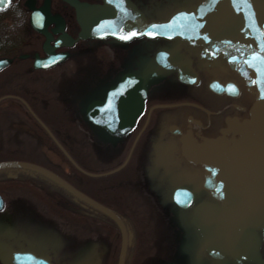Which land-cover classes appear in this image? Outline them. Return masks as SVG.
I'll return each mask as SVG.
<instances>
[{"label":"flooded vegetation","instance_id":"obj_1","mask_svg":"<svg viewBox=\"0 0 264 264\" xmlns=\"http://www.w3.org/2000/svg\"><path fill=\"white\" fill-rule=\"evenodd\" d=\"M69 1L0 0V62L3 63L0 68V133L11 132L18 139L25 135L26 139L31 127L39 133L38 141L35 142L38 155L45 158L40 140L58 161L72 171L70 166H74L39 124L41 122L47 128L65 153L77 163V155L82 156V153L77 150L80 140L78 132L74 130L76 125L72 123L76 122L72 118L75 114L72 101H66L62 105L42 90H32L29 86L23 91L15 90L13 83H24L23 79L27 74L48 72L55 77L61 66L75 61L81 63L86 57L85 60L89 59L91 53L94 55L95 64L116 68L122 73L132 72L135 75H140L146 66L157 62L160 72L148 82L143 110L134 124L132 133L123 138V141L130 142V150L136 139L131 156L137 153L136 157L142 161L147 158L152 147L157 148L167 160L181 162L179 175L182 180L173 185L171 192L179 185L194 191V202L186 209L189 217L198 202H217L204 188V168L186 160L182 155V145H199L204 140L215 139L220 136L222 130L227 129L230 120L241 121L247 118L254 102V86L249 87L241 75L229 68L222 52H203L200 46L189 44L187 41L146 37L123 41L111 36L82 39L75 8ZM76 1L96 6L103 4L105 0ZM123 1L131 3L150 22L166 19L176 9L198 5L202 0ZM190 70L194 72L195 78ZM199 87L204 88V92L201 95L193 94L192 91ZM26 97H30L31 104ZM213 100H218L219 105L214 107ZM56 103L57 112L51 106ZM181 103L188 106H185L183 113L174 115L178 109L176 105ZM39 107L43 110L45 108L43 113L37 110ZM51 110H54L53 115ZM37 112H41L45 120L41 119ZM68 125L72 126L73 131ZM24 139L21 142H13L7 137L0 142V153L4 154L0 155V163L31 162L59 176L63 175L35 159L16 156V153L26 152ZM83 142L86 143V140L80 141L81 145ZM92 142L95 143L94 140ZM7 148H10L8 155L5 153ZM37 175L17 167L0 168V264H40L41 260L48 261L49 264H59L56 261V252L50 246L51 242L31 240L25 222L13 219L5 210L10 196L8 193L14 189H25L28 196L41 203L51 202L52 191L48 190V187L55 193L61 192L60 188L55 185L53 187V184ZM64 179L70 182L68 178ZM57 205L54 201L53 206ZM256 230L261 236V230ZM196 237L202 250L201 237L198 234ZM259 254L264 259L262 241L259 244ZM185 258V263L174 261V264H220L203 250L195 253L193 257H188L187 261ZM226 259L225 264H255L245 260L238 262L229 255ZM87 263L93 264V261Z\"/></svg>","mask_w":264,"mask_h":264},{"label":"water","instance_id":"obj_2","mask_svg":"<svg viewBox=\"0 0 264 264\" xmlns=\"http://www.w3.org/2000/svg\"><path fill=\"white\" fill-rule=\"evenodd\" d=\"M69 2L75 8L82 39L111 36L123 41L134 37L187 41L200 46L203 52H222L229 68L241 75L249 87L254 86V102L247 118L230 120L220 136L199 145L184 143L181 150L186 160L204 168V188L217 201L198 202L189 217V224L201 237L202 250L220 264L227 262L228 255L238 262L264 264L259 254L260 241L264 242V0H202L198 5L176 9L166 19L150 22L123 0H105L96 6ZM156 63L146 66L140 75L123 73L104 98L86 105V118L113 137L130 132L143 110L147 84L160 72ZM192 75L196 77L194 72ZM39 124L79 172L97 176L80 169L47 128ZM128 158L110 173L121 169ZM7 166L37 173L75 201L111 219L120 233L117 264H123L130 235L118 215L43 167L16 161L0 163V168ZM194 199V191L186 186H176L171 192L173 204L183 211ZM197 244L201 250L198 240ZM40 264L49 262L41 260Z\"/></svg>","mask_w":264,"mask_h":264},{"label":"rangeland","instance_id":"obj_3","mask_svg":"<svg viewBox=\"0 0 264 264\" xmlns=\"http://www.w3.org/2000/svg\"><path fill=\"white\" fill-rule=\"evenodd\" d=\"M88 57L89 59L85 60L86 57L81 63L75 61L64 64L55 77L48 72L27 74L23 79L24 83L14 82L13 88L23 91L29 86L32 90H42L60 104L72 101L75 112L72 118L76 121L72 122L76 125L74 130L78 132L80 141L86 140L83 145L79 141L77 150L81 151L82 156L78 154L77 157L87 171L100 174L115 168L121 160L120 155L115 157L112 143L105 146L101 142H92L91 134L98 133V130L90 124L85 125L82 109L89 101L101 99L108 88L119 80L121 72L116 68L95 64L93 53ZM26 98L31 104L30 97ZM51 106L57 112L58 104ZM37 110L43 113L45 108L43 110L39 107ZM53 111L51 110L52 115ZM40 113L37 112L38 116L45 120ZM68 127L73 131L72 126ZM30 129L26 139L25 135L18 139L11 132H2L0 142L7 137L13 142L24 139L26 152L16 153V156H27L26 159H35L43 165L46 164L76 184L75 175L72 176L68 167L58 161L40 140L45 158L38 155L35 142L38 141L39 133L31 127ZM128 147L129 144L125 153ZM9 150L7 148L5 151L7 155ZM133 155L129 164L118 172L102 176L104 178H92L90 181L81 178L85 184L83 189L129 219L132 224L134 245L130 249L131 258L127 264H167L169 261L185 263L184 258L193 257L199 249L196 232L188 222L187 212L178 209L170 198L171 188L182 180L179 175L181 166L178 162L167 160L157 148L151 147L143 161L136 159V153ZM15 190L8 193L10 196L6 200L5 210L13 219L25 222L31 240L51 242L50 246L56 252V261L59 264H88L91 259L94 264H114L119 237L116 229L108 222L89 215L73 202L66 203L67 199L53 197V194L51 202L44 201L43 204L28 196L25 189ZM48 190L54 192L51 187ZM54 201L58 203L56 207L53 206ZM103 237L107 243L101 242Z\"/></svg>","mask_w":264,"mask_h":264},{"label":"bare ground","instance_id":"obj_4","mask_svg":"<svg viewBox=\"0 0 264 264\" xmlns=\"http://www.w3.org/2000/svg\"><path fill=\"white\" fill-rule=\"evenodd\" d=\"M204 92V88H202V87H199L197 90H195V91H192V93L193 94H198V95H201L202 93ZM199 98H201V99H203L202 97H199ZM204 100V99H203ZM213 105H214V107L215 106H218L219 105V101L218 100H213ZM177 106V110H175V112L176 113H174V115H176L177 113H183L184 111H185V109H186V107L185 106H188V104H185V103H181V104H177L176 105ZM175 162H178L179 164H180V166H181V162L180 161H178V160H175ZM85 209H87V208H85ZM90 213H92L93 214V216H95L96 218H100V219H102V220H107L108 221V219H106L103 215H100V213H98V212H96V211H94V210H90V209H87ZM119 218L121 219V221L123 222V224H124V226H125V229H126V231H129V232H131V234H132V238L134 239V231H133V226H132V224L130 223V221H129V219H127V218H125L124 216H119ZM100 239V238H99ZM102 239H104V240H102ZM102 239H100L101 240V242H106L107 243V240L103 237ZM100 243V242H99ZM130 246H127L126 247V250H125V257H124V260H123V264H125V261L127 260H130ZM117 260H118V258H117ZM116 260V258H115V260H114V263L115 264H117V261ZM130 262V261H129Z\"/></svg>","mask_w":264,"mask_h":264},{"label":"crops","instance_id":"obj_5","mask_svg":"<svg viewBox=\"0 0 264 264\" xmlns=\"http://www.w3.org/2000/svg\"><path fill=\"white\" fill-rule=\"evenodd\" d=\"M98 133L96 132H93L94 135H97L99 139H101V141H104L105 143H112L113 144V147L115 148V157L117 158L119 155V160L120 162L123 161L124 159V154L126 155V148H127V143H125V141H123V139H115V138H112L110 135H108L106 132L100 130V129H97ZM138 159V158H136ZM110 160V159H109ZM119 162V163H120ZM99 239V238H98ZM95 243H98V242H95ZM93 261V264H94V260L91 259Z\"/></svg>","mask_w":264,"mask_h":264},{"label":"trees","instance_id":"obj_6","mask_svg":"<svg viewBox=\"0 0 264 264\" xmlns=\"http://www.w3.org/2000/svg\"><path fill=\"white\" fill-rule=\"evenodd\" d=\"M77 163H78V161H77ZM70 168H71V174L72 175H75L74 176V179H75V183L76 184H74V182L71 180L70 182L72 183V184H74L77 188H79L81 191H83V192H85L86 190L85 189H83L84 188V186L83 185H85L84 184V181L81 179V178H83L84 180L86 179H88L89 181L91 180L90 178H88V177H86V176H83V175H81L79 172H77L72 166H70ZM89 181H88V183H89ZM86 193V192H85ZM100 215H102V214H100ZM105 217V216H104ZM106 219H108L107 217H105ZM108 221L114 226V228H115V225H114V223L110 220V219H108Z\"/></svg>","mask_w":264,"mask_h":264},{"label":"snow or ice","instance_id":"obj_7","mask_svg":"<svg viewBox=\"0 0 264 264\" xmlns=\"http://www.w3.org/2000/svg\"><path fill=\"white\" fill-rule=\"evenodd\" d=\"M133 35H135V33H133ZM124 39H127L128 37H123Z\"/></svg>","mask_w":264,"mask_h":264}]
</instances>
